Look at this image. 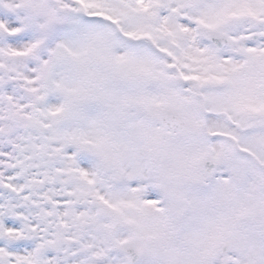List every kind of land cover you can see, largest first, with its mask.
I'll list each match as a JSON object with an SVG mask.
<instances>
[{
  "label": "snow or ice",
  "instance_id": "6c2138e0",
  "mask_svg": "<svg viewBox=\"0 0 264 264\" xmlns=\"http://www.w3.org/2000/svg\"><path fill=\"white\" fill-rule=\"evenodd\" d=\"M0 264H264V0H0Z\"/></svg>",
  "mask_w": 264,
  "mask_h": 264
}]
</instances>
